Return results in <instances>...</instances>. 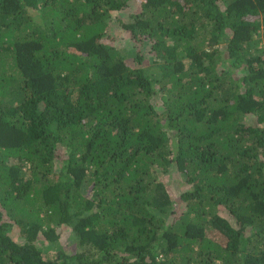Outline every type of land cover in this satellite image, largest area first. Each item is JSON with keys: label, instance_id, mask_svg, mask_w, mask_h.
Returning <instances> with one entry per match:
<instances>
[{"label": "trees", "instance_id": "trees-1", "mask_svg": "<svg viewBox=\"0 0 264 264\" xmlns=\"http://www.w3.org/2000/svg\"><path fill=\"white\" fill-rule=\"evenodd\" d=\"M259 33L264 0H0V264H264Z\"/></svg>", "mask_w": 264, "mask_h": 264}, {"label": "rangeland", "instance_id": "rangeland-1", "mask_svg": "<svg viewBox=\"0 0 264 264\" xmlns=\"http://www.w3.org/2000/svg\"><path fill=\"white\" fill-rule=\"evenodd\" d=\"M128 12L125 13H121L119 15V17H123V16H127ZM124 21H126L124 19ZM125 29L116 21H110V23L108 24L107 27V35H112V37L115 39V41L118 43V45L120 47H122V49L124 50V55L126 57V59L128 60V62L131 65H134L135 62L133 61V48L130 45V43L128 44V41L125 37ZM251 50L254 52H263L264 51V43L261 39V34H256L253 36V39L251 41ZM152 63L149 62L148 59H146L142 65H151ZM15 103V102H14ZM175 177V176H174ZM174 177H166L165 178V182L169 185L170 190L173 192L175 186L176 185V181L174 180ZM177 177V176H176ZM184 186H182L180 184V186L177 189H183ZM82 192H85L87 190V185L84 183L81 187ZM179 191V190H178ZM175 192V191H174ZM177 192V190H176ZM70 231V232H69ZM71 233V229L70 228H66L65 232L63 233V235L61 236V241H60V246L62 247V249L67 252V253H71V252H75L79 250V246L76 244L75 241H73V238L70 236ZM53 249H51L49 251V255L54 254Z\"/></svg>", "mask_w": 264, "mask_h": 264}]
</instances>
